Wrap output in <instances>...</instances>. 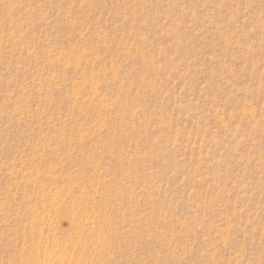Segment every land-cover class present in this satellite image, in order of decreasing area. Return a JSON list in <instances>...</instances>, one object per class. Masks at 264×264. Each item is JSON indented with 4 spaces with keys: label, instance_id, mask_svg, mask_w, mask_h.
<instances>
[{
    "label": "rangeland",
    "instance_id": "obj_1",
    "mask_svg": "<svg viewBox=\"0 0 264 264\" xmlns=\"http://www.w3.org/2000/svg\"><path fill=\"white\" fill-rule=\"evenodd\" d=\"M0 264H264V0H0Z\"/></svg>",
    "mask_w": 264,
    "mask_h": 264
},
{
    "label": "bare ground",
    "instance_id": "obj_2",
    "mask_svg": "<svg viewBox=\"0 0 264 264\" xmlns=\"http://www.w3.org/2000/svg\"><path fill=\"white\" fill-rule=\"evenodd\" d=\"M57 201V200H56ZM54 202V201H53ZM59 203V202H58ZM63 259V258H62ZM65 260V259H64Z\"/></svg>",
    "mask_w": 264,
    "mask_h": 264
}]
</instances>
